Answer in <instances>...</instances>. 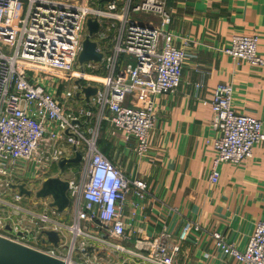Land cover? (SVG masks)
Returning <instances> with one entry per match:
<instances>
[{
    "label": "built area",
    "instance_id": "2783aa9c",
    "mask_svg": "<svg viewBox=\"0 0 264 264\" xmlns=\"http://www.w3.org/2000/svg\"><path fill=\"white\" fill-rule=\"evenodd\" d=\"M82 1L0 0V178L19 179V185L33 194L59 161L80 154L76 173L68 179L60 174L68 183V222L52 218L47 207L40 212L24 207L18 193L9 201L2 194L0 237L65 264H103L104 255H122L123 263L179 264L180 244L190 233L200 232V227L187 220L176 242L169 243L168 235L161 234L153 240L136 239L132 250L125 247L126 213L135 217L148 195L147 186L122 175L98 149L106 122L123 141H134L132 152L143 158L156 124L155 98L173 94L180 86L186 54L174 46L167 30L171 22L167 0H111L104 8L103 0ZM141 16L149 17L155 26L141 23ZM88 19L99 25L103 19L110 20L105 27L113 32L112 47L107 54L96 48L104 63L101 87L84 109L66 112L63 105L73 92L91 87L82 82L88 81L86 72L97 63L85 62L79 64L80 70L75 68ZM257 43L256 35H236L223 53L263 67ZM122 56L131 62L121 64ZM43 68L64 76L51 75ZM44 76L51 78L45 81ZM69 81L71 87L64 90L60 102L52 91H60ZM232 102V86L219 84L212 91L211 126L219 136L206 144L214 155L208 175L213 185L219 179V165H240L264 142L262 122L236 113ZM2 186L6 188L7 182ZM45 231L57 234L56 246ZM210 237L222 255L240 264H264V219L256 224L242 250L218 232Z\"/></svg>",
    "mask_w": 264,
    "mask_h": 264
},
{
    "label": "crops",
    "instance_id": "0c3cea01",
    "mask_svg": "<svg viewBox=\"0 0 264 264\" xmlns=\"http://www.w3.org/2000/svg\"><path fill=\"white\" fill-rule=\"evenodd\" d=\"M105 2L101 3L102 8ZM166 7L171 15L167 30L173 35L174 46L183 50L186 57L178 90L155 98L156 124L148 136V152L138 158L132 152L134 141H123L106 122L98 143L101 154L122 175L142 180L147 186L148 195L140 202L135 217L126 213L127 239L123 244L132 250L136 239L153 240L161 234L168 235L169 243L176 242L183 223L190 220L201 231L190 233L180 244L179 264H240L222 255L210 235L218 232L228 244L242 250L256 224L264 219V142L255 148L252 158L240 165H219L218 182L209 183L214 155L206 141L219 136L211 126L209 101L217 85L232 86L233 110L261 121L264 133V66L253 67L223 53L233 36L256 35L257 52L264 60V0H167ZM148 18L141 16L139 21L155 26ZM107 23L110 20L101 21L91 40L105 54L111 49L113 38V32L105 27ZM120 61L131 62L123 56ZM86 73L88 81L82 84L100 88L105 75L103 61ZM52 92L63 102L66 91L61 88ZM77 93L65 101L66 112L85 108L84 94L77 97ZM77 167L63 169L62 178L74 175ZM2 184L0 181V188ZM21 204L46 209L43 201L33 197L23 196ZM47 211L55 220H66L68 216L67 211ZM102 263L132 264L130 260L123 263L122 255H104Z\"/></svg>",
    "mask_w": 264,
    "mask_h": 264
},
{
    "label": "water",
    "instance_id": "95a60500",
    "mask_svg": "<svg viewBox=\"0 0 264 264\" xmlns=\"http://www.w3.org/2000/svg\"><path fill=\"white\" fill-rule=\"evenodd\" d=\"M111 1V0H107ZM99 24L97 20L88 19L86 22L87 35L82 42V49L78 56V63L85 62H100L102 54L96 52V43L90 40V37L97 33ZM79 84V81L75 82ZM97 92L96 88L84 87L81 92L76 94L77 97L80 94H84L86 102L90 97L94 96ZM80 160V154L76 153L74 158L62 159L58 162L59 175L50 177L41 182L37 191L31 193L27 190L25 185L15 186L18 190L19 196H25L28 198L33 197L37 201H46L50 198V201L46 203V207L54 213H62L69 207V199L67 197L68 183L60 179V174L66 165L72 163H78ZM8 229V228H7ZM44 235L54 245H57L58 237L53 231H45ZM0 264H65L63 261L50 257L44 253L36 251L34 249L25 247L18 243L9 241L3 237H0Z\"/></svg>",
    "mask_w": 264,
    "mask_h": 264
},
{
    "label": "rangeland",
    "instance_id": "374dc122",
    "mask_svg": "<svg viewBox=\"0 0 264 264\" xmlns=\"http://www.w3.org/2000/svg\"><path fill=\"white\" fill-rule=\"evenodd\" d=\"M138 19H140V17H138ZM95 39V37H94V35L91 37V40L93 41ZM30 66H32V67H36L35 65H30ZM75 68H77L78 70H80V65H79V63L77 62L76 63V65H75ZM43 70H45V71H47L49 74H51V75H55V76H64V75H62V74H59V73H57V72H55V71H53V70H51V69H48V68H43ZM33 73L32 72H29V75H32ZM44 78V80L45 81H49V79L51 78V77H47V76H44L43 77ZM62 86V90H66V89H70V85H69V83H64L63 85H61ZM77 165L76 164H74V163H72V164H68V165H66L65 167H64V170L66 171L68 168H74V167H76ZM52 173H54V174H59V168L58 167H54L53 168V171H52ZM49 175H51V173L49 174ZM0 181L2 182V181H5V182H7V184H8V186L6 187V188H0V195H2V194H4L5 196H7V198H8V201L9 200H11V197H12V193H15V192H18V190H17V188L15 187V186H18L19 184H20V180L19 179H14V178H12V177H9V178H6V179H1L0 178ZM35 186V183L34 184H32V186H28V188L29 187H34ZM31 199V198H30ZM32 201H34V200H32ZM29 207H31V208H33V209H36V208H38L39 210L37 211V212H40L41 211V209L42 208H40V207H37L36 206V208L35 207H33V206H30V205H28ZM66 212V211H65ZM67 214H68V212H67ZM68 218L66 219V221L68 222Z\"/></svg>",
    "mask_w": 264,
    "mask_h": 264
}]
</instances>
